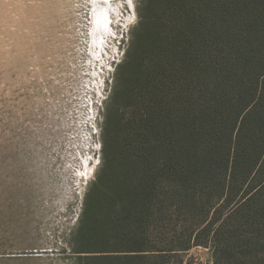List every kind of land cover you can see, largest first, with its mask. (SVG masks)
I'll return each mask as SVG.
<instances>
[{
    "label": "trees",
    "instance_id": "trees-1",
    "mask_svg": "<svg viewBox=\"0 0 264 264\" xmlns=\"http://www.w3.org/2000/svg\"><path fill=\"white\" fill-rule=\"evenodd\" d=\"M140 2L74 262L264 264V0Z\"/></svg>",
    "mask_w": 264,
    "mask_h": 264
},
{
    "label": "rangeland",
    "instance_id": "rangeland-1",
    "mask_svg": "<svg viewBox=\"0 0 264 264\" xmlns=\"http://www.w3.org/2000/svg\"><path fill=\"white\" fill-rule=\"evenodd\" d=\"M138 9L140 0H0V264H75L70 240ZM213 263L207 248L183 255Z\"/></svg>",
    "mask_w": 264,
    "mask_h": 264
},
{
    "label": "bare ground",
    "instance_id": "bare-ground-1",
    "mask_svg": "<svg viewBox=\"0 0 264 264\" xmlns=\"http://www.w3.org/2000/svg\"><path fill=\"white\" fill-rule=\"evenodd\" d=\"M96 1V0H95ZM102 20V19H101ZM99 23H101V21H100V18H99Z\"/></svg>",
    "mask_w": 264,
    "mask_h": 264
},
{
    "label": "snow or ice",
    "instance_id": "snow-or-ice-1",
    "mask_svg": "<svg viewBox=\"0 0 264 264\" xmlns=\"http://www.w3.org/2000/svg\"><path fill=\"white\" fill-rule=\"evenodd\" d=\"M129 2H131V0H129Z\"/></svg>",
    "mask_w": 264,
    "mask_h": 264
}]
</instances>
